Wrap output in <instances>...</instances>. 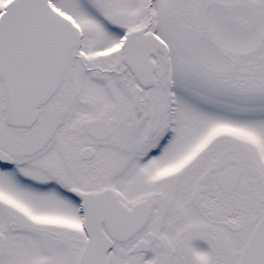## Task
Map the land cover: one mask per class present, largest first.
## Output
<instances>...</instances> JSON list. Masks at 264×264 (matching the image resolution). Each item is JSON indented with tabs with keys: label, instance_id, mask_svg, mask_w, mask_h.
Here are the masks:
<instances>
[{
	"label": "snow or ice",
	"instance_id": "1",
	"mask_svg": "<svg viewBox=\"0 0 264 264\" xmlns=\"http://www.w3.org/2000/svg\"><path fill=\"white\" fill-rule=\"evenodd\" d=\"M0 264H264V0H0Z\"/></svg>",
	"mask_w": 264,
	"mask_h": 264
}]
</instances>
